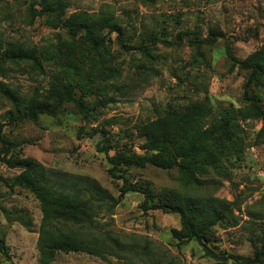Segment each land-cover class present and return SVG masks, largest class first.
<instances>
[{"label": "rangeland", "instance_id": "374dc122", "mask_svg": "<svg viewBox=\"0 0 264 264\" xmlns=\"http://www.w3.org/2000/svg\"><path fill=\"white\" fill-rule=\"evenodd\" d=\"M56 1L63 6L60 16L37 13L42 0H0V87L24 108L70 82L81 107L68 103L56 117L9 123L11 104L0 95V157L4 139L6 158L30 160L56 188L87 199L89 187L100 186L116 203L93 202L94 227H61L83 238L109 234L120 247L111 246L113 255L106 259L57 252L48 264H237L231 258L216 261L202 244L221 256L252 259L264 249V122L243 100L249 71L237 62L264 48V0L45 3ZM76 16L102 36V46L92 48L82 34L62 27ZM249 91L263 107L264 73L249 83ZM197 101L228 109L237 132L235 146L225 145L214 157L216 169H208L203 184L183 181L175 167L120 166L117 172L155 201L166 196L203 205L232 203V213L209 228L202 243L174 237L179 216L144 212L140 192L120 197L123 180L107 172L117 154H144L145 130L168 109ZM19 172L0 160V238L10 257L0 254V264H41L38 201L27 189L9 185Z\"/></svg>", "mask_w": 264, "mask_h": 264}, {"label": "trees", "instance_id": "16d2710c", "mask_svg": "<svg viewBox=\"0 0 264 264\" xmlns=\"http://www.w3.org/2000/svg\"><path fill=\"white\" fill-rule=\"evenodd\" d=\"M43 9L37 13L46 14L63 13V6L56 1L54 6L50 2L42 0ZM145 4H154L160 0H139ZM36 11V10H32ZM82 18V17H81ZM79 16L74 17L68 23L61 22L70 34H82L92 48H99L103 44L102 36L94 35L93 26L82 20ZM112 31H118L116 27H110ZM123 47L125 43L120 40ZM200 43H207L202 40ZM228 54L231 56L230 52ZM233 57V56H231ZM242 69L249 71L247 82L244 85L243 100L248 103L250 113L264 122V106L261 107L259 99L249 91V83L256 82L264 73V48L260 52L251 55L247 60L237 62ZM74 85L70 82L62 84L51 92V96L42 102L30 101L24 108L16 95L7 89L0 87V95L11 104L7 113L9 123L35 120L39 115L56 117L62 111L63 105L74 103L81 107V101L74 95ZM218 114V117L216 116ZM232 117L228 109L217 106L211 108L203 101L191 102L179 109H168L164 116L151 123L145 130V142L143 155L117 154L110 158L111 168L107 170L113 178L122 179L120 197L129 192H140L143 195L141 208L144 212L160 210L163 213L177 214L180 222V232L174 237L195 238L200 243L205 238L204 233L214 226L228 213H232V203L200 204L195 199H185L176 202L174 198L159 197L156 201L148 190H139L135 186L127 184L124 176L118 175L117 168L143 167L154 165L160 168L175 167L180 178L194 186L203 184V178L208 169H216L214 157H218L225 145L235 146L237 132L231 124ZM145 129V128H144ZM4 155L0 160L8 168H18L20 172L11 180L10 186L27 189L38 201L41 210V221L38 231V250L41 264H48L54 259L57 252H83L90 256L106 259V255H113V248H119L118 241L109 234H104L102 240L89 237L77 236L72 229L61 226H76L80 228L94 227L93 202L109 200L112 206L116 201L112 196L103 191L98 185H91V197L83 199L78 193H70L50 184L43 171L28 159L13 160L6 158L9 152V143L2 139ZM113 248H112V247ZM206 255L216 261L233 259L237 264H264L263 247L256 250L252 259L239 260L236 256H221L205 244H202ZM0 254L6 261L10 260L8 248L0 238Z\"/></svg>", "mask_w": 264, "mask_h": 264}]
</instances>
